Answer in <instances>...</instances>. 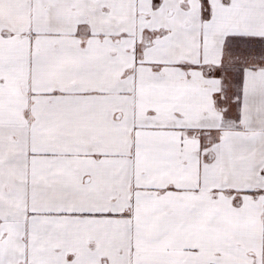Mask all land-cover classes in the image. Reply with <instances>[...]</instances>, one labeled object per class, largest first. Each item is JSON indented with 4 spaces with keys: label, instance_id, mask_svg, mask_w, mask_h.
Masks as SVG:
<instances>
[{
    "label": "snow or ice",
    "instance_id": "6c2138e0",
    "mask_svg": "<svg viewBox=\"0 0 264 264\" xmlns=\"http://www.w3.org/2000/svg\"><path fill=\"white\" fill-rule=\"evenodd\" d=\"M0 264H264V0H0Z\"/></svg>",
    "mask_w": 264,
    "mask_h": 264
}]
</instances>
